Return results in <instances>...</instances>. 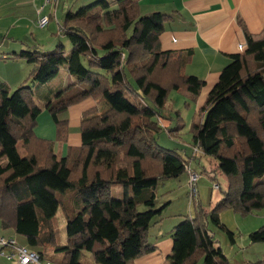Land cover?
I'll list each match as a JSON object with an SVG mask.
<instances>
[{
  "label": "trees",
  "instance_id": "16d2710c",
  "mask_svg": "<svg viewBox=\"0 0 264 264\" xmlns=\"http://www.w3.org/2000/svg\"><path fill=\"white\" fill-rule=\"evenodd\" d=\"M170 20L159 12L141 15L136 0H97L65 14L60 35L70 43L68 52L58 41L52 51L11 54L32 68L30 82L14 91L0 82V228L23 237V247L42 261L129 264L153 252L149 229L163 209L156 208L154 190L160 180L186 173L192 160L199 162L195 148L216 160L227 186L210 212L196 210L174 226L164 264L226 263L208 224L224 229L219 214L225 209L243 215L264 209V29L258 35L244 29L245 50L221 70L198 110L202 120L192 117L188 156L156 141L162 132L171 137L183 128L178 113L174 128L161 125L169 120L163 111L170 93H181L188 108L204 87L182 72L190 51L161 49L159 35ZM63 69L74 80L39 96L35 85L47 87ZM86 98L104 106L82 113L80 146L58 159L55 142L34 134L37 117L46 111L56 142L64 144L68 121L59 115ZM67 192L79 198L73 209L63 203ZM58 210L64 244L54 226ZM249 239L264 243V225Z\"/></svg>",
  "mask_w": 264,
  "mask_h": 264
},
{
  "label": "crops",
  "instance_id": "0c3cea01",
  "mask_svg": "<svg viewBox=\"0 0 264 264\" xmlns=\"http://www.w3.org/2000/svg\"><path fill=\"white\" fill-rule=\"evenodd\" d=\"M58 1L0 0V66L3 69L8 66L9 61H11V54L14 52L26 49L47 52L43 50L42 46L55 48L56 39L53 38V31L56 32L57 36L65 17V15L62 18L59 17L58 8L61 4L55 8ZM95 1L97 0H72L68 11L74 13L79 8L86 7ZM136 1L141 15L159 12L171 16V20L164 24V30L159 35V43L163 51L191 52V57L184 65L182 72L203 80L204 87L196 102H188L187 111L191 112L192 116L195 115V119L202 120L203 115H199L198 110L204 105L208 93L217 83L221 70L230 63L231 55L242 53L246 48L244 29L251 35H258L264 29V0ZM45 16L49 17V21L46 25L40 27L38 21ZM49 24L48 32L42 31ZM42 33L47 39V45L38 43L37 34ZM63 44L65 49H70L67 46V41H64ZM240 45L241 48H239ZM52 48L50 51L53 50ZM18 61L20 63L24 62V60ZM31 66L24 64L27 71L26 75L15 74L13 76L11 71L6 72L5 75L0 76V82L5 83L10 90L18 85L30 82L28 76ZM61 71L64 73V78L59 86L63 89L74 78L64 69ZM59 86L52 81L47 87L35 85V91H39V96L43 97L47 90H56ZM47 97H51V95ZM185 101L187 100L185 99ZM103 106L102 102L99 103L92 98H86L60 114V119L68 121V138L64 144L56 142V128L52 118L46 111L37 117L34 134L40 139L55 142L54 150L58 159L66 157L69 149L77 148L81 144L80 119L82 113ZM161 125L170 128L172 122L161 120ZM179 132L171 134L177 135ZM17 150L21 156L25 155L21 142L18 143ZM183 152L188 153V151ZM186 181H188V178H186ZM57 213L56 215H58ZM181 219L182 217L179 220L162 222V218L156 217L149 229L148 238L149 243L155 250L146 256L131 261L129 264L166 263V258L172 249V229ZM0 238L12 239L17 244L26 246L25 239L9 229L3 230L0 228ZM4 261L0 257V264H7ZM7 262L15 264L11 261Z\"/></svg>",
  "mask_w": 264,
  "mask_h": 264
},
{
  "label": "rangeland",
  "instance_id": "374dc122",
  "mask_svg": "<svg viewBox=\"0 0 264 264\" xmlns=\"http://www.w3.org/2000/svg\"><path fill=\"white\" fill-rule=\"evenodd\" d=\"M71 1L72 0L58 1L55 8L61 4L58 8L59 17H64L65 13L68 12L71 7ZM49 27L50 24L42 31L48 32ZM59 33L56 36V32L53 31V38L56 39V42L58 43V41H62L61 43L63 44L64 41H67V46L71 47L67 38ZM42 34H37L39 39L38 43L44 45L46 44L47 39H45L44 33ZM42 48L44 51H50L52 47L47 48V46H42ZM68 51L69 50L66 48V52ZM24 64L27 65L25 61L20 63L18 60L11 59L5 69L0 66V76H3L6 72L10 71L13 76L15 74L26 75L27 71ZM63 75V71H60L53 80V83L57 85L62 83L64 78ZM27 83H29V81ZM19 86L20 85L16 86V88ZM16 88L11 90L14 91ZM37 93L39 94L40 92L37 91ZM163 112L165 119H169V121L172 122L171 128H174L177 115L179 114L182 117L183 122L181 124L183 125V128L180 130L179 134H171V138H169L164 132L156 135L158 145L168 149H176L180 153L188 151V153H185L189 156L191 154V134L189 128L193 116L191 112L187 111L183 95L179 92L172 91L168 97ZM197 159H199V162L192 160L190 164L191 169L198 175L196 185L197 198L195 199L196 204H193V202H191L192 204L189 203L188 181H186V178H188L187 173H183L179 178L160 180L156 186L154 190L156 194V208L159 209L164 207L160 216L162 222L179 220L181 217L195 216L196 210H199L201 213H208L221 199L227 186V178L217 168V162L214 158L198 154ZM218 187H220V189H218ZM112 194L116 196L117 189H113ZM59 195L60 194H58V196ZM76 198H78V196L73 192H67L62 196L63 203L69 209H73L77 205L79 198ZM197 204L199 205L198 207ZM141 209H143V207ZM57 214L58 215H56L54 220V226L56 228L58 242L63 244L65 242V220L61 215V210H58ZM219 219L220 223L224 226V229L215 226L210 222L208 224V230L216 247H219L222 250L223 255L226 258V263L224 264H252L258 261H261L264 264V243H251L249 239L250 233L264 225V209L255 210L245 215L233 211L232 209H225L220 212ZM229 232L232 234L231 237L228 234ZM165 237L167 236L165 235ZM45 251L47 253L50 252L48 250ZM4 262L9 264L6 260Z\"/></svg>",
  "mask_w": 264,
  "mask_h": 264
},
{
  "label": "built area",
  "instance_id": "2783aa9c",
  "mask_svg": "<svg viewBox=\"0 0 264 264\" xmlns=\"http://www.w3.org/2000/svg\"><path fill=\"white\" fill-rule=\"evenodd\" d=\"M49 21V17L45 16L39 19L38 25L40 27L46 25ZM242 46L240 45L239 48ZM195 153L201 154V152L195 148ZM186 173L188 176V197H189V203L193 202L197 198V181H198V175L192 169L189 167H186ZM217 187V186H216ZM0 257H3L7 260H14L15 264H53L48 261H42L38 254L29 251L23 246H19L16 244L14 240H5L3 238H0ZM5 249H8V251H5Z\"/></svg>",
  "mask_w": 264,
  "mask_h": 264
}]
</instances>
